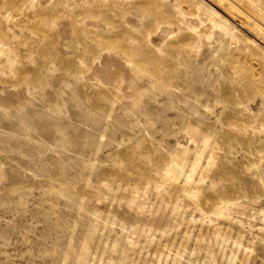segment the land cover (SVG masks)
I'll use <instances>...</instances> for the list:
<instances>
[{
    "label": "rangeland",
    "instance_id": "374dc122",
    "mask_svg": "<svg viewBox=\"0 0 264 264\" xmlns=\"http://www.w3.org/2000/svg\"><path fill=\"white\" fill-rule=\"evenodd\" d=\"M0 264H264V0H0Z\"/></svg>",
    "mask_w": 264,
    "mask_h": 264
},
{
    "label": "bare ground",
    "instance_id": "6f19581e",
    "mask_svg": "<svg viewBox=\"0 0 264 264\" xmlns=\"http://www.w3.org/2000/svg\"><path fill=\"white\" fill-rule=\"evenodd\" d=\"M235 12H236V15H237V13L238 14H241L242 16H244V18L246 19V20H248L249 22H250V20L249 19H253L254 17H253V15H251V13L249 12V11H247V10H244L243 8H241V9H237V10H235ZM249 14V15H248ZM257 18V17H256ZM255 18V19H256ZM255 21H258V20H255ZM254 21V23L256 24V26L257 27H259V28H261L257 23H260V22H255Z\"/></svg>",
    "mask_w": 264,
    "mask_h": 264
}]
</instances>
